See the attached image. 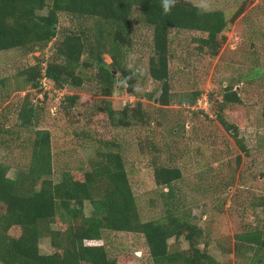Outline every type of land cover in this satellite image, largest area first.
<instances>
[{
	"label": "rangeland",
	"instance_id": "obj_1",
	"mask_svg": "<svg viewBox=\"0 0 264 264\" xmlns=\"http://www.w3.org/2000/svg\"><path fill=\"white\" fill-rule=\"evenodd\" d=\"M184 1L203 11L222 12L227 24L214 39L200 32L168 30L165 103L159 101L161 84L147 77L151 30L139 22L136 7L131 9L125 45L115 52L118 68L136 77L135 95L124 92L118 70H111L114 83L108 90L97 81L94 69L81 67L79 87L48 85L44 92L52 96L43 100V108L35 109L31 119L20 120V109L36 105L38 99L19 73L31 66L43 69L52 59L55 39L30 53L0 51V163L12 178L16 169L28 164L33 130L44 129L49 132L52 180L63 171L81 180L95 158L90 144L109 147L121 158L140 221L162 217L163 193L171 190L176 216L200 231L195 239L199 250L218 264H248L253 250L239 245L234 236L258 231L264 238V0ZM57 19L60 32L77 25L65 13ZM104 42L101 50L110 45L109 39ZM101 58L110 64L107 52ZM228 90L235 91L239 104L221 106ZM193 92L199 94L196 102L187 105ZM68 95L77 96L73 108L58 109V102ZM125 103L140 104L138 122L122 114ZM217 114L235 127V135L223 129ZM154 166L176 168L180 177L168 186L159 185ZM90 210L84 203L82 215ZM57 213L48 227L63 231L68 219L66 213ZM8 233L16 236L18 231L12 228ZM185 235L182 231L168 239V251L187 249ZM99 243L117 264H151L138 233L106 232ZM37 246L40 254L55 252L47 237H40Z\"/></svg>",
	"mask_w": 264,
	"mask_h": 264
},
{
	"label": "trees",
	"instance_id": "obj_2",
	"mask_svg": "<svg viewBox=\"0 0 264 264\" xmlns=\"http://www.w3.org/2000/svg\"><path fill=\"white\" fill-rule=\"evenodd\" d=\"M133 7L137 8L139 22L151 30L147 77L161 84L159 101L165 103L168 30L200 32L214 39L227 24L222 12L203 11L184 0H176L168 13L164 12L163 0H0V51L18 49L30 53L55 39L52 59L43 69L31 66L19 73L23 84L33 90L38 101L36 105L20 109L17 118L31 119L35 109L43 108V100L52 96L51 92L41 90L40 79L46 78L53 89H61L65 83L79 87L81 78L77 72L81 67L94 69L97 81L108 90L114 83L111 70H118L124 92L135 95L136 77L129 70H120L115 58V52L125 45ZM59 13L76 20L77 25L60 32ZM105 39H109L110 45L101 50ZM102 52H107L111 59L107 66L102 61ZM198 95L193 92L187 105L195 103ZM76 100V95L64 96L57 107L70 110ZM221 103V106L239 104L240 100L235 91L228 90L222 95ZM121 112L134 123L143 113L138 103H125ZM215 118L224 130H232L235 135L233 125L227 124L219 114ZM49 140L47 130H33L28 164L16 169L12 178L6 176L7 169L0 163L1 264H117L115 258L107 255L103 244H97L106 232L140 234L151 264H218L195 246L200 231L183 217L176 216L171 190L163 193L166 207L162 217L139 220L121 158L108 149L117 144L105 141V145L109 143L108 148L102 150L91 143L95 158L82 173L81 180L63 171L53 181ZM236 143L239 145L237 140ZM153 177L157 184L168 186L179 179L180 173L176 168L154 166ZM84 203L91 209L88 216L82 215ZM58 211L66 213L68 219L63 231L48 227L54 223ZM12 228L18 231L16 236L9 235ZM182 231H186L189 247L169 252L167 240L180 236ZM42 236L48 238L55 252L39 253L37 243ZM234 239L242 247L253 250L248 264H264V238L260 232H245ZM256 253L260 256L256 257Z\"/></svg>",
	"mask_w": 264,
	"mask_h": 264
},
{
	"label": "clouds",
	"instance_id": "obj_3",
	"mask_svg": "<svg viewBox=\"0 0 264 264\" xmlns=\"http://www.w3.org/2000/svg\"><path fill=\"white\" fill-rule=\"evenodd\" d=\"M176 3V0H163V9L165 13H168L172 6H174Z\"/></svg>",
	"mask_w": 264,
	"mask_h": 264
},
{
	"label": "built area",
	"instance_id": "obj_4",
	"mask_svg": "<svg viewBox=\"0 0 264 264\" xmlns=\"http://www.w3.org/2000/svg\"><path fill=\"white\" fill-rule=\"evenodd\" d=\"M39 85H40V88H41L42 91H48L49 90L48 85H50V84H49V82L47 81L46 78L40 79Z\"/></svg>",
	"mask_w": 264,
	"mask_h": 264
}]
</instances>
